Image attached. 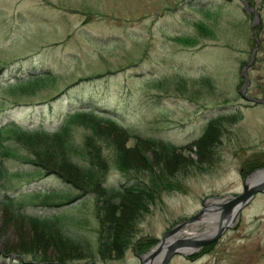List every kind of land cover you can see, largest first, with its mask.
<instances>
[{
    "label": "rangeland",
    "instance_id": "obj_1",
    "mask_svg": "<svg viewBox=\"0 0 264 264\" xmlns=\"http://www.w3.org/2000/svg\"><path fill=\"white\" fill-rule=\"evenodd\" d=\"M244 1L0 0V125L51 132L67 112L92 111L98 117L75 116L58 133L27 136L57 153L64 143L86 153L94 146L105 176L97 189L93 178L76 173L87 191L75 189L38 165L7 158L16 144L6 134L17 133L3 130L0 264H141L201 204L242 193L251 172L264 168V0ZM106 118L125 128L117 140L127 158L138 149L162 166L166 146L181 155V174L170 164L163 169L173 188L149 184V167L133 158V167L126 165L108 139ZM21 147L19 158H30ZM132 184L154 189L155 199L137 210L121 196L110 218L101 201ZM134 209L140 215L116 248L117 234L106 228ZM193 225L187 233L207 229ZM188 253H174L167 264H264V193L217 239Z\"/></svg>",
    "mask_w": 264,
    "mask_h": 264
},
{
    "label": "trees",
    "instance_id": "obj_2",
    "mask_svg": "<svg viewBox=\"0 0 264 264\" xmlns=\"http://www.w3.org/2000/svg\"><path fill=\"white\" fill-rule=\"evenodd\" d=\"M80 115L81 116L86 115V113H75V112H73L71 114L66 115V117H64L62 119L61 124L59 125L61 127L58 126L56 129H54V131H51L50 133H48L47 131H44L42 129L41 130L40 129H34V130L33 129L32 130L23 129V131H22L21 130L22 128L20 129V127L14 125V124H11V123L10 124H8V123L4 124V125L0 126V133L3 130L9 129L10 131L16 132L18 134V136L20 135V136L24 137L25 142H27L29 144V145L23 144V147H24L23 148L20 146L21 140L18 141L17 134H16V137H13V136H10L9 134H6L10 137V139L12 141L15 142L16 145H15V148L13 150L7 149V150H5V152L11 154V156H10L11 158L14 157L15 159H21L22 160V158H19V155L21 153L18 152L19 148L21 147V149L23 148L28 152L25 155L30 157V158H27V157H24V158L30 159V162L34 163L35 165H38L44 171L52 170V172L54 174H56L57 176H61V178L63 180H69L68 183H70L75 188L80 189L81 191H87L86 187L79 185L75 181L76 179H78L80 174H81V176L83 175L86 178L88 176L93 178L95 181V185H97V183H99L101 178L103 179V177H104L103 176L104 175L103 174L104 168L100 167V165L101 166L103 165V160L98 158L99 151L95 150L94 146L88 145L89 149H87V153H86V151H83L84 146H82L79 150H77L76 148L72 147L71 145L67 146L64 143V145H62V144L60 145V148H59L60 152L57 153L54 151L55 146H52L51 144L47 143V144H45V147L42 148L41 145L39 146V141L30 140L31 138L30 137L28 138V136H27V134H31V133L32 134L33 133L43 134V135L58 133L59 131H62L64 129V127H65L64 125L66 124L67 120H69L72 117L80 116ZM106 119H108L107 121L109 123H111L110 124L111 128H109V131L111 132V134L110 135L107 134L109 136L108 139L111 141V144H113L115 147L118 148V151L121 152V155L126 157V161H125V159H123V162L121 164L122 167H123L124 161L127 162L126 165L128 167H133V164H132L133 160L130 159V158H133V159L137 160L138 164L143 163L144 165H146V167H149L147 170L148 171V177H149L148 178L149 184L150 183L154 184V185L158 184L159 187L161 185V187L163 189L164 188H167V189L173 188L174 184L168 183L167 179L163 176V174L165 175V173H166L165 171H163V169H167L166 164H170L173 167L175 166L176 169H174V170L177 174H179V173L181 174L182 172L179 171V170H181V160L183 159L181 157V155H178V153L174 152L172 150V147L166 146V147H169L170 151L165 155V157L167 159L164 162V164H162V162H161L162 166L155 163L156 162L155 157L151 156V158L148 159V158L144 157L143 154L138 153V149H136L134 152H131V154L129 155L130 158H127V156H125V151L120 148L122 146L123 141L117 140V137L120 136V134H121L120 130L122 131V133L124 132V135H127L125 132V128L123 129V127L118 125L117 122H115L112 119H109V118H106ZM24 130L26 132H24ZM95 132L96 131H94V133ZM104 137H107V136H104ZM144 142L149 143L148 140H145ZM86 143H89V142L86 141L84 143V145H87ZM0 148H2V146H0ZM70 148L73 149L74 151H76V153H74L73 156H72V154L69 155V153L67 152V149H70ZM44 150L50 152L51 156L55 157V160L47 157L48 155L43 153ZM52 150L54 152H51ZM13 154L17 155V156H14ZM42 154H44V155H42ZM52 154H56L57 156H54ZM59 161H61L62 163ZM60 166H64V168H66V166H67L68 169L63 170L62 173H60V171H59ZM127 169L130 170V168H127ZM155 169H157L156 170L157 172L154 171ZM134 170L137 171V169H134ZM64 172L66 174L68 173L69 176H73V178H71V180H70V177L67 176ZM76 173H78L79 176ZM97 186H99V185H97ZM97 186H96V188L99 189ZM114 190L115 191L113 193H110L109 195H107V197L103 198V200L101 201V206L103 208H105L104 209L105 211H108L110 209L112 210L110 213H112L113 210L117 209L116 206L120 205V197L121 196L122 197L126 196L128 203L135 205V206H138L137 208H135L137 210H139L142 207L144 208L146 206L145 203L147 204L149 201H152L153 199H155V196H156L155 195L156 191L154 189H153V191H149V188H147V186L140 187V186H135V184H132V185L128 186L127 188H124V187L119 188L118 187ZM127 194H129L128 197H132V198H134V200L129 201ZM105 200H110L111 202H106L104 204ZM112 201H114V203ZM135 209L132 210L131 212L125 213L126 215L122 218V221L119 223V225H121V226H119L117 224L115 227L113 223H110L113 225H111L110 227L108 225V227L106 228V232H108L109 234L111 232H115L117 234L115 237V240H114L115 243L113 242L117 246L116 248L120 249V244L122 243V241H124L126 239L125 234L127 233L128 228L130 227L131 221L133 220V218L135 219L136 217H138L140 215V214H136ZM108 217H109V215H108ZM110 218H114L113 213L111 214ZM45 234L49 235L50 233H45ZM59 235L60 234H58V233L52 232V237L59 236ZM62 237H64V238H62L63 240L69 241V240H67L68 237H65V236H62Z\"/></svg>",
    "mask_w": 264,
    "mask_h": 264
},
{
    "label": "water",
    "instance_id": "obj_3",
    "mask_svg": "<svg viewBox=\"0 0 264 264\" xmlns=\"http://www.w3.org/2000/svg\"><path fill=\"white\" fill-rule=\"evenodd\" d=\"M244 5H246V2L244 0H240ZM247 10L249 8L247 7ZM246 84V80H244L242 89L244 88ZM259 102V101H257ZM263 192L264 193V179H261L260 181L256 182L254 185L250 186L249 188L243 185V193L240 195H235L230 197V199L226 200L225 202L220 204L221 212L218 216V223L216 226V229L213 233L210 234L205 240H196L193 238L185 237V238H173L169 240L168 242H165V236L170 235L175 232V230L196 222L204 213L205 204H201V210L193 217L186 219L184 222L178 224L168 232H166L164 235H162V238L160 242L154 247L152 252H149L145 255V258L141 259V264L143 263L144 259L153 260L155 259V255L158 253H161L160 260L157 264H167L169 258L174 253L181 252L179 249L184 247H199L205 244H208L221 235V233L229 227L230 223L234 219V217L237 215L239 210L244 206L248 200L252 197V195L255 192ZM233 206L235 207V210L228 215L232 209ZM223 221V222H222Z\"/></svg>",
    "mask_w": 264,
    "mask_h": 264
},
{
    "label": "bare ground",
    "instance_id": "obj_4",
    "mask_svg": "<svg viewBox=\"0 0 264 264\" xmlns=\"http://www.w3.org/2000/svg\"><path fill=\"white\" fill-rule=\"evenodd\" d=\"M233 1V0H232ZM237 1V0H236ZM252 9V8H251ZM34 75H32V76H30V77H33ZM38 77V76H37ZM32 79V78H31ZM16 81V80H15ZM14 82V81H13ZM16 82H19V81H16ZM247 84V83H246ZM24 86V85H23ZM244 89V88H243ZM242 94V93H241ZM245 98V97H244ZM246 100H249L251 103H254V102H256L257 103V101L255 100V99H253V98H245ZM76 103V102H75ZM255 103V104H256ZM258 104V103H257ZM73 112H75V113H86V115H90V116H97L96 114H94L92 111H91V113H88L89 111H77V110H75V111H72V112H67L66 114H64V116L62 117V118H64V117H66V115H68V114H71V113H73ZM98 117V116H97ZM85 118V117H84ZM85 121H87V120H85ZM100 122V121H99ZM45 126V125H44ZM43 127V126H42ZM59 127H61V126H59ZM46 128V127H45ZM21 129V128H20ZM31 129V128H30ZM36 129H39V128H36ZM44 129V128H43ZM56 129V128H55ZM68 129V128H67ZM124 129V128H123ZM22 131H23V129H21ZM34 130V129H33ZM40 130H41V128H40ZM46 131H47V129H46ZM49 131V130H48ZM50 131H52V130H50ZM54 131V130H53ZM24 132H26L25 130H24ZM38 132V131H37ZM48 133H50V132H48ZM3 137V136H2ZM128 137V136H127ZM131 138V137H130ZM36 139H39V138H36ZM134 140V139H133ZM4 142H6V141H4ZM104 148V147H103ZM21 151V150H20ZM5 156H6V154H5ZM3 157V156H2ZM8 157H10L9 155L7 156V158ZM11 158V157H10ZM14 158V157H13ZM5 159V158H4ZM15 159V158H14ZM2 160V159H1ZM11 160V159H10ZM16 160V159H15ZM8 161V160H7ZM19 161V160H18ZM4 162H6V161H4ZM10 163H11V161H9ZM13 162V161H12ZM17 162V161H16ZM21 162L22 163H25V164H32V162H30V159H27V158H23L22 160H21ZM37 163V162H36ZM33 165H34V163H33ZM4 166V165H3ZM258 166V165H257ZM29 167H30V165H29ZM32 167V166H31ZM6 168V167H5ZM34 168V167H33ZM9 171V170H8ZM2 172V171H1ZM0 172V173H1ZM47 172H48V174L46 173V175H55L57 178H59V180H61L63 183H67V182H69V180H63L62 178H61V176H57L56 174H54L53 172H52V170H47ZM14 173V172H13ZM6 174V173H5ZM7 176V175H6ZM12 176H14V174L12 175ZM5 177V176H4ZM48 178V177H47ZM70 178H72L71 176H70ZM104 178H105V176H104ZM5 179V178H4ZM261 179H264V168H262V169H256V170H254V172H251V174L246 178V180H245V183L243 184V185H245L246 187H250V186H252V185H254L256 182H258V181H260ZM71 180V179H70ZM102 178H101V180L99 181V183H97V185H99V186H97L99 189H101L100 187H102L103 185H102ZM106 181V180H105ZM104 181V182H105ZM72 183V182H71ZM4 184V183H3ZM70 184V183H69ZM67 185V184H66ZM243 185H242V193H243ZM67 187V186H66ZM68 188H70V187H68ZM73 188H75L74 186H73ZM72 188V189H73ZM75 189H77V188H75ZM69 190V189H68ZM37 191V190H36ZM41 191V190H40ZM44 191H47V190H44ZM49 191V190H48ZM55 192V190L53 191V193ZM58 192V191H57ZM61 192H63V191H61ZM74 192V191H73ZM77 192V191H76ZM30 194H31V192H29ZM33 193V192H32ZM38 193V192H37ZM47 193V192H46ZM59 193V192H58ZM87 192H85V194H86ZM241 193V194H242ZM259 193H263V192H259V191H257V192H255L253 195H252V197L250 198V200H248V202H246L244 205H246V204H248L251 200H252V198L256 195V194H259ZM34 194H36V193H34ZM34 194H32V195H34ZM70 194H72V193H70ZM88 194V193H87ZM104 194V193H103ZM29 195V194H28ZM41 195V194H40ZM39 195V196H40ZM43 195V194H42ZM82 195H84L83 193H82ZM6 196V195H5ZM80 196V194L77 196V197H79ZM95 196V195H94ZM93 196V197H94ZM1 197V196H0ZM16 197H18V196H16ZM83 197V196H82ZM85 197H87V195L85 196L84 195V198ZM90 197V196H89ZM14 198V197H13ZM23 198H25V197H23ZM38 198V197H37ZM6 199V198H5ZM4 199V200H5ZM8 199V198H7ZM19 199V198H18ZM24 200V199H23ZM99 200V199H98ZM9 202H10V198H9ZM12 202H14V201H12ZM19 202V201H18ZM38 202V201H37ZM37 202H36V204H37ZM223 202H225V201H221V202H212V203H208L207 205H206V208L204 209V213H203V215L196 221V222H194V223H191V224H188V225H185V226H183V227H181V228H179V229H177V230H175V232L174 233H172V234H170V235H166L165 236V242H168L169 240H171V239H173V238H179L178 236L180 235V234H184V235H189L191 238H193V239H196V240H200V241H202V240H205L208 236H210V234L211 233H213L214 232V230L216 229V226H217V223H218V216H219V214H220V212H221V208H220V204L221 203H223ZM7 203V202H6ZM40 203V202H39ZM67 203V202H66ZM69 203V202H68ZM27 204V203H26ZM4 205V204H3ZM7 205L9 206V204L7 203ZM6 205V206H7ZM44 205V204H43ZM60 205H62V204H60ZM63 205H66V204H63ZM14 207L16 206V205H13ZM30 206V205H29ZM35 206V205H34ZM47 206V205H46ZM51 206V205H50ZM13 207V208H14ZM26 206H24V208H25ZM57 207V206H56ZM64 207V206H63ZM62 207V208H63ZM235 207L236 206H233V209H232V211L228 214V215H230L232 212H233V210H235ZM7 208V207H6ZM8 208H10V207H8ZM7 208V209H8ZM17 208V207H16ZM18 208H21L22 209V207H18ZM59 208V207H58ZM66 208V207H65ZM65 208H63V209H65ZM20 210V209H19ZM62 210V209H61ZM24 211V210H23ZM20 212V211H19ZM10 214V213H9ZM14 214H16V213H13V215ZM27 214V213H26ZM66 214V213H65ZM20 215H18V217H19ZM17 217V216H16ZM29 218V217H28ZM23 219V218H22ZM53 219V218H52ZM58 219V218H57ZM60 220V219H59ZM56 221V220H55ZM61 221V220H60ZM197 222H204L206 225H207V229L205 230V231H203L202 233H196V232H193V233H187L186 232V229L189 227V226H192L193 224H195V223H197ZM223 222V221H222ZM47 223V222H46ZM45 223V224H46ZM43 225V224H42ZM53 225V224H52ZM194 226V225H193ZM181 236V235H180ZM220 236V235H219ZM188 237V236H187ZM214 243V242H213ZM87 246V245H86ZM209 246V245H208ZM88 248V247H87ZM196 250L199 248V247H194ZM193 247H184V248H180L179 250L181 251V253L182 252H184V253H188V252H191V251H196L195 249H194ZM151 248H149V250H150ZM153 250H151V252H152ZM189 254V253H188ZM160 257H161V253H158V254H156L155 255V259H153L152 261L151 260H148L147 258L146 259H144V261H143V263L142 264H157L158 262H159V260H160ZM144 258H145V256H144ZM56 263V262H55ZM59 264H61V263H59Z\"/></svg>",
    "mask_w": 264,
    "mask_h": 264
}]
</instances>
